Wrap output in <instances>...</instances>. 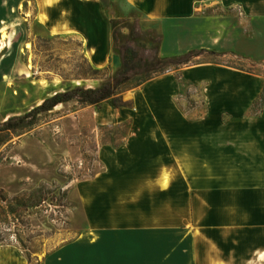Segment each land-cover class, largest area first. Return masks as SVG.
Masks as SVG:
<instances>
[{
  "label": "rangeland",
  "instance_id": "obj_1",
  "mask_svg": "<svg viewBox=\"0 0 264 264\" xmlns=\"http://www.w3.org/2000/svg\"><path fill=\"white\" fill-rule=\"evenodd\" d=\"M99 2L109 32L100 45L90 42L97 46L92 59L88 45L77 38L50 36L35 20L32 4L0 0V128L56 93L98 88L119 71L118 48L142 19L120 0ZM164 31L169 25L146 23L139 42L149 49L148 41H162ZM163 46L161 59L187 54ZM198 65L233 69L242 73L244 84L264 83V63L209 52L141 87L136 80L125 85L119 97L127 108L87 107L73 100L39 115L30 127L0 132V264H67L76 255L80 261L88 251L70 246L80 233L129 222L123 204L106 202L105 196L154 198L157 189L144 191L136 178L148 172L142 164L156 156L145 141L139 143L140 132L161 131L163 115L168 122L176 114L185 120L204 116L203 83L187 73ZM113 206L120 211L109 212Z\"/></svg>",
  "mask_w": 264,
  "mask_h": 264
},
{
  "label": "crops",
  "instance_id": "obj_2",
  "mask_svg": "<svg viewBox=\"0 0 264 264\" xmlns=\"http://www.w3.org/2000/svg\"><path fill=\"white\" fill-rule=\"evenodd\" d=\"M11 1L32 4L50 36L77 38L92 59L97 46L90 42L108 38L99 0ZM120 1L141 16V28L169 25L160 46L177 55L204 51L264 63V0ZM200 67L187 73L203 83L204 116L176 114L168 122L163 115L161 131L140 132L139 143L156 156L136 178L144 191L158 193L105 196L123 204L129 222L80 233L70 246L88 253L67 264H264V83Z\"/></svg>",
  "mask_w": 264,
  "mask_h": 264
},
{
  "label": "trees",
  "instance_id": "obj_3",
  "mask_svg": "<svg viewBox=\"0 0 264 264\" xmlns=\"http://www.w3.org/2000/svg\"><path fill=\"white\" fill-rule=\"evenodd\" d=\"M128 30V38L118 48L120 69L110 81L95 89L75 87L71 91L56 93L53 97L45 99L39 107L23 116L8 119L0 128V132L30 127L39 115L52 112L56 107L63 106L73 100H77L80 105L87 107H97L106 103L112 110L127 108L128 105L123 103L119 97V92L125 85L136 80V87H141L154 77L162 75L168 68H174V71H177L178 67L189 64L191 58H196L204 53V51H191L183 57L164 60L159 57L161 43L159 39H150L148 41L150 48L147 49L139 42L140 25L135 23Z\"/></svg>",
  "mask_w": 264,
  "mask_h": 264
},
{
  "label": "bare ground",
  "instance_id": "obj_4",
  "mask_svg": "<svg viewBox=\"0 0 264 264\" xmlns=\"http://www.w3.org/2000/svg\"><path fill=\"white\" fill-rule=\"evenodd\" d=\"M4 37L3 36H1V40L3 39Z\"/></svg>",
  "mask_w": 264,
  "mask_h": 264
}]
</instances>
